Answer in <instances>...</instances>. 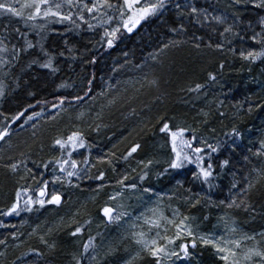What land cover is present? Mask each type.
Returning a JSON list of instances; mask_svg holds the SVG:
<instances>
[{
    "label": "trees",
    "instance_id": "obj_1",
    "mask_svg": "<svg viewBox=\"0 0 264 264\" xmlns=\"http://www.w3.org/2000/svg\"><path fill=\"white\" fill-rule=\"evenodd\" d=\"M177 3L183 8V14L175 7ZM189 4L206 9L209 14L224 15L229 23L232 22L233 13L239 12L241 22L238 23L236 30L240 35L233 37L231 34H227V40H225L220 36L223 26L217 25L215 21L210 19V23L207 24L197 23V18L186 7ZM261 16H264V9L251 3L236 5L234 0H167L163 9L142 20L136 32L127 35L121 31L107 57H100L101 52L98 53L104 48L103 41L105 40H101L97 53L101 60L106 59L102 64L100 78L104 77L108 84L106 87L108 90L103 93L97 88L98 74L91 75L89 70L83 71V74L79 72L80 76L87 77L92 81L94 91V96L90 99L92 101L79 105L71 112H65L67 114L58 115L54 120L42 118L50 111L53 104H60V97L68 96L69 92L66 90L76 84L74 74L67 65L69 59L65 61L63 55L68 54V47L75 48L77 59L80 60L83 58L81 53L87 54L88 50L82 48L81 43L76 45L65 43L69 38L68 36L65 38L66 35L58 32L51 35L47 41H42L44 48L56 54L54 61L58 71L51 73L48 68H43L38 63L31 64L29 67L31 60L37 58V50H41L40 41L36 42L33 49L20 56L11 78L13 81L11 84L15 91L3 103L4 117L9 122L5 125L6 127L12 121V117H10L12 113L21 112L25 105L32 104L33 106L24 114L26 115L25 124L9 125L10 132L7 138L2 141L3 143L0 142V208L2 211L10 206L15 199L16 190L21 186L29 187L30 194L35 198L37 185L43 179L46 180V177L41 180L40 173H44L54 166V160H51L53 157H61L62 150L52 151L54 138L60 135V130L69 126L70 120H73L76 113H86L80 120V128L84 133L85 146L91 145L93 150L92 157L94 158L92 160L95 163L93 170L96 174L91 177L98 176L99 171L104 170L106 178L103 182H107L111 188L115 187V180L118 177H113L114 179L109 183L107 177L111 176L112 169L107 164H100L96 157L107 156L110 151L116 152L119 157L125 151L127 144L137 140L142 145L138 155L153 153V157L163 159L164 155L161 150L153 151L152 149L151 151V147L164 142L162 136L157 132L159 127L157 118L166 115L169 118H174V123L183 122L190 128L197 129L198 134L206 137L208 143L213 146H215V141H220L223 146L229 144L230 139H237L224 135L232 125L235 124L240 129L244 142L227 154L230 164L228 172L221 176V186L229 188L233 177L241 184L245 176L254 179L255 187L249 192L248 200L251 208H254L255 211L251 209L248 211L234 210L236 217L240 220L259 221L264 210V179H257V173L253 169L264 167V160L252 155L258 144V138L254 140L248 134L251 126L258 131L260 137H263L264 133V103H262L264 101V58L254 62L245 61L229 49H245L253 43V48L259 50L260 45L256 41L252 42L249 37L261 31V26L258 23ZM249 21H251V25H249ZM180 25L183 27L181 28ZM173 28L177 30L172 31ZM214 28L216 31H213ZM103 32L101 30L100 35H103ZM241 37L244 39L242 40ZM216 43H224L225 48L223 50L216 49L212 46ZM163 45H168V47L163 48ZM60 52H64V54L59 55ZM116 55L121 58L119 62L114 61V58H117ZM91 58V56L86 58V69L91 70V67L96 66L100 59L93 60ZM93 61H95L94 64ZM221 61L224 63L222 69L219 67ZM210 71L218 74V83L208 82L200 92L188 91V88L196 83L204 84L208 80L207 73ZM151 80H156L157 84H149ZM126 81L134 84L131 89L119 87ZM59 86L67 89L62 88L61 93H56V88ZM221 101L223 106L219 103ZM237 102H242L243 107ZM249 104L253 106L251 112L248 111ZM257 104L260 107H257ZM201 110L208 113V116H204ZM218 111L225 115H218ZM32 113L42 114L39 115L41 116L40 120L37 121V118L29 120L28 117L32 116ZM205 120L208 122L207 127L202 124ZM250 122L253 124L251 125ZM29 127L32 129L28 130ZM212 128L216 129L215 133L210 131ZM60 137L67 136L65 134ZM248 149H252V152H249ZM21 152L25 153L24 157L20 156ZM65 152L63 158L67 159L68 156ZM244 156H248L249 159L244 160ZM19 159H25L27 168L32 170L31 174L27 173L24 167H19L15 173L4 167V165ZM47 160L48 167L45 168L44 164ZM119 162V159L114 160L116 168L119 166ZM113 173L115 172L113 171ZM32 175L36 176V180L31 178ZM21 177L25 179L22 180ZM91 177H88L87 181L92 179ZM95 181L97 184L101 182L96 179ZM189 190L186 185H179L175 188V192L180 196L200 195L201 203L195 206L198 215L203 211L206 215L210 214L219 205L214 196L208 200L197 190L192 189L190 192ZM62 198L60 205H53L54 207L50 209L51 213L48 218L43 216L47 215L43 211L48 210V207L46 210H38L37 204L29 206L38 210L37 213L33 212L34 214H32L35 218L32 225L47 224L55 217L54 225L58 223L57 226L52 225L53 233L46 237L51 244L56 245L55 248L43 251L42 257L37 259L38 263L36 264H67L66 257L74 244L69 235L70 225L65 227L69 222L59 214L60 209L64 207L66 197L63 195ZM25 199H27V194L21 197V208ZM100 199L95 198L90 202L91 204L84 205V207L77 206L81 208L76 218L80 220L87 218L85 213H90L92 216L98 210L97 205ZM77 203L75 202L74 205L76 206ZM200 211L202 212L200 213ZM11 221L12 217H9V220L1 218L0 221V241H4V243H0V251H4V255L0 256V264H17L18 262L14 261L16 255L21 254L18 251L19 248L24 246L25 240L26 243L31 240V238L23 239L22 235H25V232L14 231L15 236L9 233V228L13 227ZM38 229L40 228L38 227ZM18 242L24 243H20L22 244L20 247H15L14 244ZM12 249L15 251L13 252ZM207 251L205 249V251L196 252L201 263L220 264L211 252ZM29 252V249H25L26 255ZM138 264H143V262Z\"/></svg>",
    "mask_w": 264,
    "mask_h": 264
},
{
    "label": "snow or ice",
    "instance_id": "obj_2",
    "mask_svg": "<svg viewBox=\"0 0 264 264\" xmlns=\"http://www.w3.org/2000/svg\"><path fill=\"white\" fill-rule=\"evenodd\" d=\"M167 0H123L122 4L114 5L111 0H24V3H19V0H0V15L14 16L23 19L26 25H30L32 28L39 29L42 31L49 30L47 25L49 22H64L68 21L73 28L79 29L82 25H87L88 29H93L95 26L99 25L104 28L102 40H105L107 45L111 47L116 40L119 38L121 29H126L131 32L142 20H145L149 16L155 15L161 9L165 7ZM236 5L251 3L260 9H264V0H234ZM18 5V6H17ZM175 7L183 14V8L180 4H175ZM189 8L191 14L197 18V23H203L205 20L211 19L215 21L217 25L223 26V31L220 32V36L227 40V34H231L233 37L239 36L240 33L237 31V25L241 22V16L239 12L233 13L232 22L229 23L228 19L224 15H211L206 9L197 8L193 4L186 5ZM25 9H27V15H25ZM108 10L112 11V15H109ZM118 13V16H117ZM203 17V19H200ZM42 18L44 23H39L38 19ZM79 21V22H78ZM91 21H95V24ZM114 23V26L112 24ZM251 25V21L248 22ZM259 25L261 26V31L259 33H254L250 40L256 41L260 47L259 50L256 48L248 49H234L230 48L229 51L236 53L241 59L249 62H254L256 60L264 58V16L259 17ZM107 25V27H105ZM182 28L183 25H180ZM54 31V29H52ZM173 28L172 31H176ZM5 36H0V70H3V75L8 76L9 72L6 70L5 66L10 67L13 61L20 58V53L32 49L35 45L28 39H26L27 34L20 32L19 28L13 29V31L18 32L21 37H25L24 44L17 48L15 44L9 45L6 43L8 38V29L5 28ZM213 31H216L214 28ZM40 35V32H37ZM44 37L41 36L40 49L47 56V60L41 64V67L51 69L53 72L58 71L53 63L55 53L49 52L43 46ZM243 40L244 37H241ZM67 43V41H65ZM172 43V42H170ZM230 43V41H229ZM216 49L223 50L225 48L224 43H216L212 45ZM163 48H167L168 45H163ZM199 47V45H197ZM60 52L59 55H63ZM95 57H93V60ZM153 59L155 57L153 56ZM37 58H33L29 64L38 63ZM219 67L222 69L224 67L223 61L220 62ZM217 73L210 71L207 73L208 80L204 84L196 83L194 86L189 87V92H200L203 90L208 82H216ZM147 80V77H145ZM89 84L92 83L91 80L88 81ZM149 84H157L156 80L149 81ZM5 83L0 79V96L5 94ZM114 87V86H113ZM103 94V93H102ZM85 96L89 95L88 91H85ZM63 97L60 98L61 104L63 103ZM73 100H81L80 96L72 97ZM223 106V102H219ZM243 107L242 102H237ZM264 103V101H262ZM260 107L259 104L256 105ZM53 108L57 105L53 104ZM252 104L248 105V111H252ZM204 116H208V113L203 112ZM23 114L17 112L11 119L15 120L17 117ZM33 116L40 115L39 113H32ZM218 115L224 116L225 113L219 112ZM7 118V117H6ZM31 116L28 117L31 120ZM157 123L159 125V133L163 134L166 139L161 146L167 145L169 148L168 156L163 160L166 167L162 171H157L156 176H163L169 172V170L182 169L187 164L195 166V171H192L191 175L194 179L201 181L203 184L208 185L209 188L215 187L214 181L219 178L220 173L217 172L216 166L213 162V154L220 151L222 144L220 141H215V146L208 143L206 137L199 135L197 129L190 128L187 126H182L179 123H174V118H169L168 116H160L157 118ZM207 120L203 121L204 127H207ZM35 127V125H33ZM212 133L216 132L215 128L210 130ZM9 129L7 127L0 128V139H3ZM187 133V135H186ZM224 135L228 138H241L242 132L234 124L230 130ZM55 145H58L61 152V157H53L54 166L53 171L57 170L63 175H54L51 177L53 182L60 181L65 178V176L71 180V177L80 174V164L91 165V161L88 156H84L81 161L72 159V152L70 149H76L84 147L86 144L84 133L82 131L76 130L70 132L66 138L60 137L53 141ZM232 149H236L238 145L234 139H230ZM115 148V145H113ZM142 149V145L139 142L131 144L119 157H117L116 152L110 151L107 156H97L96 160L100 164H107L111 167L112 171L116 170L114 160L119 159L125 162L134 158V154H137ZM67 151L68 158H63L64 152ZM252 152V149H248ZM253 156L264 158V139L259 140V147L255 148L252 152ZM21 157L25 156V153H20ZM248 156H244V160H248ZM161 160L155 157H145L137 161V167H139V172L136 168H131L132 173H136L133 177L128 171H123L118 174V179L115 180V185L117 189L108 195L107 201L99 207V212L103 214L105 218L104 223H116L122 221L124 217L129 216L127 210L121 211L125 206L119 204L117 207H113L111 202L117 201L118 199H123L124 195L128 191H137L140 189V182H145L152 172V169L159 165ZM230 164L229 159H223L219 162V167L221 169L225 168ZM95 166V165H91ZM5 168L10 169L12 172H16L19 167H24L25 171L31 174L32 170L28 169L26 166L25 159L15 160L11 163L4 165ZM44 167L47 168L48 164L45 163ZM69 167L71 170H69ZM253 171L257 173V179H264V167L254 168ZM41 176L44 175L43 172L40 173ZM31 178L36 180V176L32 175ZM88 178V177H86ZM106 178V172L104 170L99 171V175L95 177L96 180L101 181L97 184V190L103 191L106 188V184L103 182ZM21 179H25L21 177ZM244 186H239L240 181L233 177V180L228 189L230 193V198L227 200H220L219 205H224L226 209H244L248 211L251 209V205L248 200L249 192L255 187V180L244 177ZM182 183L177 181V184ZM49 181L44 180L39 183L36 192L37 195L34 198L30 194L29 187L21 186L16 190L15 199L11 202L0 215H11L13 213L19 214L21 208V197L27 194V199L24 200V207L31 211L29 207L32 204H39L43 207L46 204L60 205L62 203V195L60 192L52 191L49 193L48 190ZM238 189V191H234ZM191 190H189L190 192ZM143 193L154 192L153 187H143ZM165 193H157V198L159 203L154 205L150 209H145L150 215H145L140 213L135 217V220H143V224L137 225L136 223H131L129 225V231L126 233L127 236L138 246L139 251H137L133 256L124 262V264H134V261L141 252L146 253L148 256L154 258V264H176V260L190 257L193 253L189 249L195 250L198 246L211 247L214 254L216 255L220 264H264V230L260 233L253 232L249 234L238 227L236 218L233 217L229 211H225L223 215L218 218V222L222 223L223 231L220 234L216 232H202L199 230V226L194 224L195 218L189 215L187 212L182 211L181 207L178 205H173L169 203L168 205L161 207L163 200L161 199ZM178 200H183L188 203L190 207H195L201 203V198L199 194H193L190 196H177L176 192L169 195V200L173 198ZM211 200V197H207ZM165 208H170V214H166ZM80 210L71 217L70 232L69 235L73 238L81 237L86 231H88L87 239L82 241V245L77 251L72 253V264H84L85 257L88 264H99L97 256L99 255L97 249L102 247V245L97 243V236L101 234L98 232L96 235L91 234V214L85 213L87 218L80 220L76 218L79 215ZM63 219V218H61ZM207 219V217H205ZM69 227V225H65ZM139 227L140 230H136ZM52 231V229H49ZM13 236L16 233H12ZM257 235L260 239L257 240ZM41 241L48 246L49 249L55 248V244H49L48 240L44 239L43 236L40 237ZM249 242H252L249 245ZM4 243V241H0ZM30 252H38L36 248H30ZM114 249L109 246L105 251V255L111 254ZM4 255L0 253V256ZM22 255H24L22 253ZM173 258H176L175 260Z\"/></svg>",
    "mask_w": 264,
    "mask_h": 264
},
{
    "label": "rangeland",
    "instance_id": "obj_3",
    "mask_svg": "<svg viewBox=\"0 0 264 264\" xmlns=\"http://www.w3.org/2000/svg\"><path fill=\"white\" fill-rule=\"evenodd\" d=\"M118 0H111V2L114 5H119L122 4L123 2L119 3L117 2ZM19 3H24V0H19ZM18 6V5H17ZM27 9H25V15H27ZM109 15H112V11L108 10ZM214 15V14H211ZM0 16H6V15H0ZM118 16V13H117ZM14 17V16H12ZM203 19V17L201 18ZM210 22V19L205 20L204 23L206 22ZM39 23H44V20L42 18L38 19ZM92 23L95 24V21H91ZM17 26L16 28H19L21 26H24L26 28H32L30 25H26L22 20H17L16 22ZM99 26V25H97ZM112 26H114V23L112 24ZM107 27V25L105 26ZM5 28H0V36H5ZM67 31H68V36L71 32L77 30L75 28H73V26L68 22V21H64V27ZM84 28L88 29L87 25H82L80 27L81 30H83ZM103 28V27H102ZM20 29V28H19ZM35 29V28H33ZM63 29V30H65ZM79 29V30H80ZM98 31V30H97ZM14 34H19L18 32L13 31ZM89 32V31H87ZM84 34V37L82 38V40H80V38L76 41H74L73 39H67V43H71L74 45H76L77 43H82V41H84L85 39H88L89 36L86 35V33ZM93 32V31H90ZM9 31L7 33L8 36ZM12 34V33H11ZM78 36V34H77ZM90 40L86 41L85 43L89 42ZM6 43H10V40L7 38ZM254 42V41H252ZM248 48H253V43H251V45L247 46L245 49ZM67 61L69 66H71L72 64H76L79 63L78 59H77V51L75 50V48H67ZM82 56H85V53L82 52L81 53ZM15 61H13L14 63ZM12 63V64H13ZM12 66V65H11ZM10 67L5 66L6 70L9 72L10 71ZM79 71L83 70V64L81 67L78 68ZM0 79L5 78V76L3 75V71L0 73ZM125 83L130 84V81H126ZM67 89L66 87L64 88L63 86H59L58 89ZM71 89V88H69ZM71 95H74L76 93L75 90L70 91ZM85 112L81 113L78 112L75 114L74 118L76 120H78L80 122V120H82V118L85 116ZM96 115V114H95ZM243 139V136L241 137ZM263 139H264V133H263ZM236 141H240L238 139H236ZM157 149L161 150V145H153V151H157ZM70 151L72 152V159L77 160V161H81L83 159L84 156H88L90 161H91V165H94L95 163L93 162V150L91 148V145H86L84 147L81 148H76V149H70ZM98 155V154H96ZM165 155H167V153H165ZM162 161L164 160L161 159ZM264 160V158H263ZM91 165H83L80 164V174L77 176H73L71 177V180L69 181V179L65 176V178L63 180L60 181H55L53 182L51 180V177L54 175H63L57 166V170L53 171V167L50 168L49 170H47L46 172H44V176H42L41 180L43 179V177H46V180L49 181V185H48V190L49 193H51L52 191H57L60 192L61 195L65 196V203H64V207L62 209H60V213L61 215H63L64 220L66 219L69 223L68 225L71 224V217L73 214H76V210L77 208L80 209L81 207H77V206H82L84 207L87 206V204H91L90 202L94 201L95 198H101L100 199V203L97 205L98 209L100 206H102L104 204L105 201H107V197L108 195H110L114 189H117V186L115 185L114 188H111L110 185H108L107 182H104L106 184V188L103 191H98L97 190V181L95 180V177H91L93 175L96 174V172L93 170V166ZM71 170V168L69 169ZM136 170H140L139 167L136 168ZM192 171H195V166L192 165L188 168L185 169H181L178 172V179L176 181H173L170 185L167 182L161 181L162 177H160V181L158 180H154L152 178L146 179L145 182H140V189L137 191H128L125 193L123 199H118L117 201L111 202L113 207H117L119 204H123L125 207L123 209H121V211L127 210L129 213V216L124 217L122 219V221L120 222H116V223H104L102 221H104V217L103 214L101 212H99V210H97L95 213H93V215L91 216L92 219V223H91V234L92 235H96L98 232L101 234L100 236H97V243L102 245V247L98 248L97 251L99 253V255L97 256V260L99 261V264H124V262L126 260H128L131 256H133L137 251H139L138 246L129 238V236L126 235V233L130 230L129 229V225L131 223H136L138 226L143 224V220H135V217L138 216L140 213H144L145 215H150L149 212H146L145 209H150L152 208L154 205H157L159 203L158 198H157V193H165V195L161 198L163 200V204L160 205L161 207H164L166 205H168L169 203L173 204V205H178L181 207L182 211L187 212L189 215H191L192 217L195 218L194 220V224L199 226V230L202 232H216L217 234H220V232L223 231V225L222 223L218 222V218L223 215V213L225 211H229L230 214L236 218L238 227L241 228L243 231L248 232L249 234H252L253 232L255 233H260L262 230H264V210L262 211V217L259 219V221H248L247 219H243L240 220L239 218L236 217L235 213L236 211L233 208L231 210L226 209L224 205H217L210 213L207 214L203 211H200V213H205L204 215L201 213L200 215L197 214V208L196 207H190L188 203H185L183 200H178L175 197L170 201L169 200V195H171V193L175 192V188L177 187V185H186V187L188 189H194L197 190V192L200 191V189L202 190H208L209 193L206 195H210V192H212V196H214L215 200H217V202H219L220 200H227L230 198V193L228 191L229 188H227L226 186H221V180L223 174L220 173V176L218 179H216L214 181V184L216 185L215 187L209 188L208 185L203 184L201 181L196 180L192 177L191 173ZM217 171V170H216ZM221 172V171H220ZM153 174V172H151ZM131 176L135 177L136 173H132ZM86 177H91L92 181H87ZM44 181V180H42ZM41 181V182H42ZM177 181H181L182 183L177 184ZM232 182V181H231ZM245 183V181L243 180V183L239 184V186H243ZM231 184V183H230ZM151 186L154 189V192L152 193H143L142 192V188L143 187H148ZM80 187V188H79ZM87 188V189H86ZM94 190V191H93ZM93 191L91 193L88 194V192ZM234 191H238V189L234 190ZM201 193V192H200ZM177 194V192H176ZM80 197H77L79 196ZM177 196H180L179 194H177ZM36 197V196H35ZM80 201V202H79ZM78 202L77 205L75 206L74 203ZM86 203V204H84ZM36 205V204H32L31 206ZM38 205V210H46L48 207V210L43 211L44 213H46L47 215H43L46 216V218H48L50 216V209H52L54 206L53 205H49L46 204L45 207H40L39 204ZM94 205V204H93ZM264 205V204H263ZM5 207V206H4ZM56 207V206H55ZM24 209V208H23ZM37 209V208H36ZM233 211V212H232ZM3 211H1L2 213ZM165 212L166 214H170L171 209L170 208H165ZM199 213V212H198ZM65 214V215H64ZM42 216V217H43ZM9 217H12V221L11 224H13V227H5L6 229L9 228V233H13L14 231L16 232H25L26 234L29 235V237H31V241H29L28 243H26L25 240V244L22 248L25 249H30V248H36L39 250V252H30L31 256L27 257L26 253H24V255H16V259H15V263L18 262L20 264L21 260H25L26 258H28L27 262L30 264H36L38 263L39 257H42L43 251L48 249V246L45 245L40 237L43 236L44 239L47 240V236L51 233H53V231H49V229H52V225H54L55 222H53V220L56 219V217L49 223L47 224H38V225H32V221L35 219L34 216L32 215L31 211H29L27 208H25L24 210H20L19 214L17 215L16 213L13 215H10ZM205 217H207V219H205ZM6 218V217H5ZM6 220V219H5ZM9 220V219H8ZM59 222V221H57ZM58 223H56L54 226H57ZM38 227L41 229H38ZM4 229V230H6ZM136 230H140L139 227ZM88 231H86L80 238V240L77 241L76 244L72 245V247L70 248V252L68 254L67 258V264H72V253L77 251L78 248L81 247L82 245V241L87 239V235H88ZM73 238V237H70ZM260 237L259 235H257V240H259ZM28 241V240H27ZM33 241V242H32ZM32 242V243H31ZM20 243H24V242H18L15 245V247H20L22 246V244ZM49 244H51V242L48 241ZM252 242H249V245H251ZM111 246L114 251L111 252V254L109 255H105V251L107 250V248ZM205 249H207L209 252H211L212 256L216 257V255L214 254L213 250L211 247H202V246H198L197 247V252H201V251H205ZM12 251L14 252L15 249ZM190 252H192L193 254L188 257V258H181L180 260H176V264H202L201 261L199 260V257L197 255V253H195L194 251H191V249H189ZM207 251V252H208ZM0 253L4 254V251H0ZM16 254L18 252H15ZM19 254V253H18ZM146 253L141 252L139 256L136 257L134 264H138L141 262V259L143 257V255ZM3 256V255H2ZM151 257V256H150ZM86 258V257H85ZM174 260L176 258H173ZM87 262V263H86ZM85 264H88V261H86ZM17 263V264H18ZM21 264H25V262L21 263ZM143 264H147V263H143Z\"/></svg>",
    "mask_w": 264,
    "mask_h": 264
},
{
    "label": "bare ground",
    "instance_id": "obj_4",
    "mask_svg": "<svg viewBox=\"0 0 264 264\" xmlns=\"http://www.w3.org/2000/svg\"><path fill=\"white\" fill-rule=\"evenodd\" d=\"M117 2H119V3H121V2H123V1H120V0H118ZM17 20H22L21 18H18V17H9V16H0V28H4L5 26H6V28L8 29V31H9V33L10 34H8V39L10 40V43H9V45H11V44H15L16 46H17V48H20L23 44H24V41H25V37H21L19 34H14V32H13V29H15L16 28V26H17V24H16V22H17ZM79 22V21H78ZM142 22V21H141ZM141 22H140V24H141ZM207 23H210V22H206V24ZM140 24H139V26H140ZM139 26H138V28H139ZM64 27V22H62V23H60V22H56V21H52V22H49V24L47 25V28L49 29V30H47V31H42V30H39V29H33V28H26V27H24V26H21V27H19L20 28V32H24V33H26L27 34V36H26V39H28V40H30L34 45H36L37 43L36 42H38V41H41V36H43L44 37V39H43V41L45 42V41H47L48 39H49V37L51 36V35H55V34H57L56 32H58L59 34H62V35H66L65 36V38L68 36V31L65 29V28H63ZM138 28H137V30H138ZM52 29H54V31L52 30ZM63 29H65V30H63ZM80 29V28H79ZM79 29H77V30H75V31H73V32H71L70 34H69V39H73L74 41H76V40H78L79 38H80V40H82V38L84 37V34H85V32H87V31H89V32H87L86 33V35H88L89 36V38L88 39H85L84 41H82V48H84V49H87L88 50V52H87V54H85L86 56H83V58L82 59H78V61H79V63H76V64H72L71 66H69V64H67L68 65V67L70 68V71L72 72V74H74V78H75V80H76V84L74 85V86H71V89H68V90H66V92H69V95L68 96H66V95H62L60 98H64L63 99V103L61 104V102H60V104H56L57 105V107L56 108H53V107H51L49 110V112L48 113H46V116H44V118H42V119H46V120H54L58 115H63V114H67L68 112H71L74 108H76V107H78L79 105H81V104H84V103H88L89 101L91 102L92 100H90L91 98H92V96H94L93 94H94V91H93V87H92V84H89L88 83V81L90 80L89 78L87 79V77H84V76H80L79 75V72L81 73V74H83L82 72L83 71H86V70H89V71H91L90 72V74L92 75L93 73L95 74H98V76H97V81H98V85H97V88H99L100 90H102L103 91V93L105 92V90H108L106 87L108 86V84L105 82V79H104V77L102 76L101 78H100V74L102 73V68H103V61L106 59V58H104V59H102L101 60V56H103V57H107L109 54H110V50L111 49H113V45L111 46V47H109L108 45H107V43H106V41H103V44H104V48L102 49V51H98V53L99 52H101V54H100V57H99V55H98V53H97V50H98V48H99V46H100V43H101V37H102V35H100L101 34V30H103L104 31V28H102V27H100V26H95L93 29H86V28H84L83 30H79ZM98 30V31H97ZM136 30V31H137ZM40 32V35H37V32ZM90 31H93V32H90ZM121 31L122 32H124L125 34H127V35H130V34H128V33H126L123 29H121ZM135 31V32H136ZM12 33V34H11ZM134 33V32H133ZM133 33H131V34H133ZM77 34H78V36H77ZM88 40H90L89 42H87V43H85L86 41H88ZM33 49V48H32ZM31 49H28L27 51H24V52H21L20 53V56L22 55V53L23 54H26L28 51H30ZM38 52H37V58H38V60H39V62H38V64H39V66L42 64V63H44L46 60H47V56H45L44 55V53L41 51V50H37ZM39 51H40V53H39ZM64 53V52H63ZM98 55V56H97ZM92 57L91 59H93V57H95V59H98V58H100V59H98V63L96 64V66H92L91 67V70L88 68V69H86V67H87V63H86V58H89V57ZM116 57L117 58H114V61H116V62H119V59H121L119 56H117L116 55ZM63 58H64V60L65 61H67V58H66V56L65 55H63ZM20 59V58H19ZM18 59V60H19ZM18 60H15V62L12 64V66H11V68H10V71H9V75L8 76H5V78H3L2 77V80L4 81V83H5V94L3 95V96H0V128H3V127H6L5 125L7 124V123H9V122H7V120H5V111L3 110V103L5 102V100H7V99H9V97L11 96V94H12V92H14L15 90H13V85L11 84V83H13V81H12V74H13V69L17 66V64H18ZM94 62L95 61H93V64H94ZM53 63H54V65H55V61H54V59H53ZM82 64H83V67H84V69L83 70H81V71H79V67H81L82 66ZM101 64V66H99ZM19 70V69H18ZM17 70V71H18ZM3 70H0V73L2 72ZM16 71V72H17ZM49 71L51 72V73H55V72H53L51 69H49ZM15 72V73H16ZM114 72V71H113ZM1 75V74H0ZM100 84V85H99ZM104 85H105V87H104ZM133 85L134 84H127V83H124V84H122V85H119V87H123V88H132L133 87ZM73 90H75L76 91V93L74 94V95H71V93H70V91H73ZM85 91H88L89 92V95L88 96H85L84 95V93H85ZM56 93H61V91L58 89V87L56 88V91H55ZM82 93V94H81ZM75 96H80L82 99L81 100H73L72 99V97H75ZM109 98V97H108ZM33 105L32 104H29V105H25L24 107H23V109L21 110V112L20 113H22L23 115L27 112V111H29L30 109H31V107H32ZM66 110V111H65ZM68 110V111H67ZM65 112H67V113H65ZM17 112H14V113H12L11 115H10V117H12V116H14L15 114H16ZM19 116V117H17V119H15V120H13L12 119V121H11V123L9 124V125H14V123L15 124H25V120H26V115H24V116ZM40 115H42V114H40ZM32 118L31 119H36L37 118V121H38V119L40 120V118H41V116H31ZM73 120H70V122H69V126L67 127V128H64L63 130H60V135H58V136H56L55 138H54V140L55 139H57L58 137H60L61 135H65L66 134V136L68 135V134H70V132H72V131H76V130H79V131H83L81 128H80V122L78 121V120H76L74 117L72 118ZM17 122V123H16ZM179 124H181L182 126H187V127H189L187 124H185V123H183V122H178ZM250 124L252 125L253 123L252 122H250ZM9 125H7V128L9 127ZM9 129V128H8ZM31 130L32 128L31 127H29L28 128V130ZM18 131L20 132V129H18ZM10 132V131H9ZM8 132V133H9ZM157 132H158V134L159 135H161L162 136V138H163V140H165L166 139V137H164L163 136V134H161V133H159V127L157 128ZM8 133H7V135L3 138V139H0V142L1 143H3L2 141L3 140H5L6 138H7V136H8ZM187 134V133H186ZM248 136H250L252 139H254V140H257V138H258V140H257V142H258V144L256 145V147H259V140L260 139H263V137H260L259 136V133H258V131L257 130H255V128L253 127V126H251V128L249 129V134H248ZM64 138H66V137H64ZM238 140H240V141H236V139H235V141H236V144L239 146V145H241L243 142H244V140L242 139V138H237ZM150 140V139H149ZM137 142V140H133L131 143H129V144H127L126 145V148H125V150L128 148V147H130L131 146V144H133V143H136ZM150 142H153V141H150ZM0 143V144H1ZM151 144V143H150ZM149 144V145H150ZM162 145V144H161ZM255 147V148H256ZM148 148H149V146H148ZM152 149H153V147H151V151H152ZM160 150V149H159ZM232 150V147H231V143H229V144H226V145H223L222 147H221V149H220V151L219 152H217V153H214L213 154V157H212V159H213V162H214V165L216 166V169L215 170H217V172H219V173H221V174H223V175H225L227 172H228V167H229V165L228 166H226L225 168H223V169H221L220 167H219V162L221 161V160H223V159H228V157H227V154L230 152ZM52 151L53 152H58V151H61V149H59V146L58 145H55L54 143L52 144ZM161 152L163 153V155H164V159H166L167 158V156H168V152H169V148H168V146L167 145H164V146H161ZM67 153V151L65 152V154ZM165 153H167V155H165ZM56 154V153H55ZM153 154V153H152ZM152 154H150V153H144V154H142L141 155V153L138 155V153L137 154H134V158L133 159H130L129 161H127V162H125V161H123V160H120V162H119V166L116 168V170L114 171L115 173H113V171H111V173H110V175L111 176H108L107 178H108V182L110 183V182H112V180L114 179V178H116V177H118V174L119 173H121V172H123V171H128L129 173H130V175L132 174V172H131V168H138L137 167V161L139 160V159H142V158H145V157H153V155ZM120 156V155H119ZM156 159H159V160H161L160 158H157L156 157ZM262 160H263V158H261ZM52 161H53V159H51ZM54 162V161H53ZM46 163H48V160L46 161ZM190 166H192L191 164H187V165H185V167L183 168V169H185V168H188V167H190ZM164 167H166V165L163 163V161L161 160V163L159 164V165H157L156 167H154L153 169H152V172H153V174L151 173L150 174V176L148 177V178H146V179H149V178H152V179H154V180H158L159 182H161V181H164V182H167L169 185L173 182V181H176L177 179H178V172H179V170H181V169H175V170H169V172L168 173H166L165 175H163V176H156L155 175V173L157 172V171H162L163 170V168ZM221 171V172H220ZM137 172H139L138 170H137ZM114 177V178H113ZM160 177H162L161 179V181H160ZM43 180H45V179H43ZM90 181H92V179L90 180ZM95 181V180H94ZM245 181V180H244ZM43 182V181H42ZM42 182H40V183H42ZM39 185V184H38ZM38 185H37V187H38ZM177 186H179V185H177ZM244 186V185H243ZM190 190H192V189H190ZM199 192H201V194H203L204 196H205V198H207L208 196H210V197H212V192H210V195H206V194H208L209 193V191L208 190H202V189H200V191ZM99 203H100V201H99ZM49 205H54V204H49ZM1 207V206H0ZM41 207V206H40ZM101 207V206H100ZM25 209V207H24V204H23V206H22V208H20V210H24ZM5 210V209H4ZM1 211H2V208H0V213H1ZM33 212H35V213H37L38 212V210L36 209V208H34V207H32L31 208V213L32 214H34ZM15 214V213H14ZM9 216L10 215H7V216H5V215H0V221H1V218L2 219H6V220H8L9 219ZM6 217V218H5ZM25 235H22L23 236V239H30L31 237H29V235L28 234H26V233H24ZM78 240H80V238L79 237H76V238H72V241H73V244H76L77 243V241ZM29 241H31V240H29ZM33 242V241H32ZM28 243V242H27ZM30 243V242H29ZM191 249V248H190ZM19 253H21L22 254V251H23V254L25 253V248H19ZM191 251H194L195 253L197 252V248L195 249V250H193V249H191ZM29 254V256H31V253L29 252L28 253ZM29 256H27V257H29ZM27 260H28V258H26L25 260H21L20 261V264L21 263H23V262H25V264H30V263H28L27 262ZM218 260V259H217ZM87 261V259L85 258V260H84V264H85V262ZM141 261L143 262V263H147V264H154V258H152V257H150V256H148L147 254H144L143 255V257H142V259H141ZM87 263V262H86ZM19 264V263H18Z\"/></svg>",
    "mask_w": 264,
    "mask_h": 264
},
{
    "label": "water",
    "instance_id": "obj_5",
    "mask_svg": "<svg viewBox=\"0 0 264 264\" xmlns=\"http://www.w3.org/2000/svg\"><path fill=\"white\" fill-rule=\"evenodd\" d=\"M139 24H140V23H139ZM139 24H138L135 28H133V30H132L131 32H128L126 29H123V30H124L126 33H128V34H131V33L135 32V31L137 30Z\"/></svg>",
    "mask_w": 264,
    "mask_h": 264
}]
</instances>
